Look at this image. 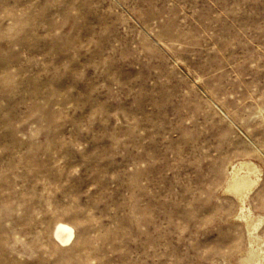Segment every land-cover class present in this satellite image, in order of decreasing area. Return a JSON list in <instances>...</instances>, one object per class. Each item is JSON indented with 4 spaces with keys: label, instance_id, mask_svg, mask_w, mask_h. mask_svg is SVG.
I'll return each mask as SVG.
<instances>
[{
    "label": "rangeland",
    "instance_id": "obj_1",
    "mask_svg": "<svg viewBox=\"0 0 264 264\" xmlns=\"http://www.w3.org/2000/svg\"><path fill=\"white\" fill-rule=\"evenodd\" d=\"M243 161L261 171L254 245L224 190ZM253 248L264 0H0V264H245Z\"/></svg>",
    "mask_w": 264,
    "mask_h": 264
},
{
    "label": "bare ground",
    "instance_id": "obj_2",
    "mask_svg": "<svg viewBox=\"0 0 264 264\" xmlns=\"http://www.w3.org/2000/svg\"><path fill=\"white\" fill-rule=\"evenodd\" d=\"M232 168L225 189H223L235 196L241 203L242 216L240 217L245 220L248 234H250V245H254L256 242L255 231L259 224H256L252 219V212L247 208V200L254 188H257L260 183L261 171L255 164L247 161H243ZM54 235L59 244L68 245L74 237V229L66 223H60L57 225ZM249 251L245 264H264V256L263 258L258 257L254 248Z\"/></svg>",
    "mask_w": 264,
    "mask_h": 264
}]
</instances>
